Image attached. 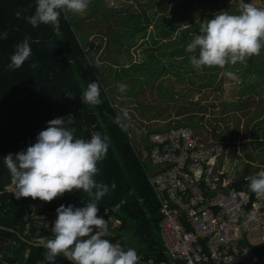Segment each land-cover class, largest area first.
Segmentation results:
<instances>
[{"label": "trees", "instance_id": "obj_1", "mask_svg": "<svg viewBox=\"0 0 264 264\" xmlns=\"http://www.w3.org/2000/svg\"><path fill=\"white\" fill-rule=\"evenodd\" d=\"M169 1L148 0L140 12L123 17L121 14L117 19L109 21V24H101L99 16L92 15L93 10L98 8L97 0H92V9L88 10L86 16L79 14L69 16L68 12L61 11L58 27L43 23L33 27L24 17L34 14L36 0H0V34L7 33L6 39L0 35V161L9 153L16 154L26 150L27 146L35 142L38 133L48 126L47 121L57 117L72 118L71 121H66V127L75 129L76 138L88 140L94 131L109 137L106 157L98 162L99 173L94 178L97 182L109 186L114 182L116 187L114 190L110 188L109 193L98 202V208L99 215L107 210L104 213L106 217L109 215L118 217L121 223L116 228H112L110 230L112 235L106 238L110 241L119 238L120 245L134 248L143 260L151 259L154 264H158L161 260L166 261L167 264L172 263L159 233L161 218L159 202L148 181L149 170L144 163L145 154L142 155L135 146L126 116L119 113L118 107L111 100L112 96L105 89L104 82L107 77L94 66L93 56H90L86 49L85 32L89 27L96 26V33H100L104 40L116 46H113V51L116 50L121 54L122 50L135 43V34L146 27L145 24L150 17L146 12L147 8L157 2ZM262 1L264 5V0ZM210 2L216 5L227 0H193L189 8H185L167 24L158 26L153 40L156 41L154 39L156 34L162 36L159 46L148 47L143 61L131 67L130 71L122 66L117 70L119 75L126 71L140 75L141 77L136 80L137 87L144 83L154 84V75H159L166 66L164 61L158 58V54H162V51H165L169 57L168 67L191 64L190 56L193 54L187 52L186 47L194 36L199 34L202 20L211 18V12L208 10ZM246 3L247 0L244 1V4ZM195 8L203 11L197 19L190 14ZM240 8L241 5L236 8L230 7L229 13L239 14ZM17 10L22 13L20 19L15 16ZM89 16L94 17L95 20L92 18L88 23L81 22ZM186 17L189 18L186 23L190 25L182 30V37L179 40L178 37L171 38V32L178 28ZM122 24L131 28H124ZM26 36L30 38L31 56L20 68H8L15 46ZM105 49L110 50L109 46H105ZM174 53L182 55V59L176 61L173 57ZM246 62L238 70L241 88L237 98L223 102L225 110L237 109V105L242 106L245 99L241 98L244 94L264 90V57L260 56V59L250 57ZM109 70L113 71V68L110 67ZM246 71L251 72V76L242 79ZM196 74L198 76L196 79L187 77L189 84L182 87V92L172 90L162 83H157L156 86L160 95L174 102L173 111L181 116L176 120L175 126H188L194 130V134L199 135L197 130L205 127V123L202 122V116L194 118L190 109L200 101L188 99L186 93L192 91L193 86H197L198 91L199 87L211 84H215V88H220L222 78L219 76L220 72L213 70ZM92 81L99 83L102 101L95 106L88 105L82 100L83 91ZM65 90L71 92L73 97L65 95ZM135 90H132V93H135ZM140 107L144 108L142 104ZM198 109L203 111L205 108L202 106ZM261 112L264 113V101ZM118 117L123 120L125 127L116 122ZM165 128L164 126L148 127V131L144 134L145 138L141 141L143 142L141 147L148 148L146 138L149 132ZM253 131L257 136L256 130ZM235 136L234 131L228 129L225 134L214 132L213 138L210 139L223 140L225 144L230 143L235 146V142H230ZM226 152V155L232 158L235 150L231 148ZM247 173L245 170L241 174H234V185L237 188L250 190L248 185L251 177L247 178L246 176L249 175ZM10 184H12L11 174L6 166V169L0 172V264L3 262L41 264L46 249L41 243L32 239L36 236L51 239L52 225L38 226L32 221L29 233H26V221L23 219L25 210L34 207L38 213L55 211L61 204L74 205L69 198L78 200L80 207H83L91 198L82 190H75L66 192L51 202L30 197L16 199L13 195L15 190L10 191L7 188ZM56 264H72V262L61 255L57 257ZM175 264L184 263L179 261Z\"/></svg>", "mask_w": 264, "mask_h": 264}, {"label": "clouds", "instance_id": "obj_2", "mask_svg": "<svg viewBox=\"0 0 264 264\" xmlns=\"http://www.w3.org/2000/svg\"><path fill=\"white\" fill-rule=\"evenodd\" d=\"M89 4L90 0H36L34 14L24 19L33 27L41 23L58 27L61 11L78 15L85 13ZM21 15L17 10L16 18L20 19ZM0 35L7 38L6 32ZM29 39L26 36L15 46L8 68H20L31 56ZM262 48L264 7L248 3L241 5L239 14L219 11L211 18L203 19L199 34L187 44L186 51L193 53L190 63L199 70L245 63L248 58L259 55ZM225 74L239 80L232 72ZM127 87L121 83L118 90L124 92ZM65 95L73 97L67 90ZM82 100L91 106L102 103L97 81L88 83ZM116 122L126 126L119 117ZM47 125L26 150L4 157L15 186L13 195L16 199L30 197L51 202L66 192L82 190L91 199L83 207L61 204L56 208V218L51 224L53 237L40 241L46 249L41 264H56L61 255L72 264H140V256L134 248H125L106 238L110 235L108 223L99 215L98 202L110 188L116 187L114 182L109 186L94 178L99 173L98 162L106 157L109 137L94 131L88 140L76 138L75 129L66 127V120L60 117L47 121ZM248 187L252 192L264 195V170L250 178Z\"/></svg>", "mask_w": 264, "mask_h": 264}, {"label": "rangeland", "instance_id": "obj_3", "mask_svg": "<svg viewBox=\"0 0 264 264\" xmlns=\"http://www.w3.org/2000/svg\"><path fill=\"white\" fill-rule=\"evenodd\" d=\"M244 1L245 0H227L225 3L218 2L216 5L210 2L208 10L211 12L212 17L213 14L219 11L230 12V7L236 8L244 4ZM147 2L148 0H97L96 3H98V8L93 10L92 15H98L101 24H109V21L117 19L121 14H123V17L130 13L140 12L143 9L142 6H145ZM192 3L193 0H170L167 3L157 2L150 8H147L146 12L150 17L145 24L146 27L142 29L141 32L135 34V43L127 48V51L122 50L121 54L116 50L113 51L114 45L104 40L100 33H96V26L89 27L85 32L86 49L89 55L93 56L95 68L102 71L107 77L104 85L106 91L112 96L111 100L113 104L118 107L119 113H123V116L127 113L126 121L132 136V141L135 143V146L139 148L142 155H144L146 148L141 147V140L145 138L144 134H146L145 131H148V127L154 128V126H164L168 128L175 126L176 120L181 117L173 111L174 102L172 100H167L166 96L160 95L156 84L162 83L172 90H179L182 92V87L189 84L187 77L196 79L198 77L196 73L204 71L211 72L213 70L220 72L221 74H219V76L222 78L220 88H215V84H211L199 87L200 90L198 91L197 86H193L191 87L192 91L186 93L188 99L200 101L199 104L196 103L192 105L190 111L196 119L202 116V122L205 123V127L197 130L201 137L196 133L194 135L198 139L208 138L204 140L199 139L206 143L212 140L210 138H213L214 132L225 134L228 129L233 130L236 136L234 137L235 139L230 142H235V146H232L230 143L226 145L227 150L234 148L235 152L232 158L226 155L222 160L223 169L227 173L232 172L234 174H241L246 170L248 172L247 174H249L246 177H253L259 171L264 170V113L261 112L264 101V90L244 94L241 99H245V101L242 106L237 105V109L225 110L226 107L224 108L223 103L227 102L226 100L237 98V94L241 88V78H239V80H234L225 73L232 72L238 76L240 74L238 71L240 66L247 62H237L235 65L228 64L225 66L227 71H225V68L221 69L219 67H214V69H212L213 67H208L206 69L207 71L204 69L198 70L192 64L168 67L169 57L166 55L167 53L165 51H162V54H158V58L162 59L166 66L159 75H154V84L151 83L152 85H150L144 83L141 84L140 87H137L136 80L141 76L129 72L130 69H132L131 67H135L143 61L147 55L146 49L148 47L159 46L162 36L156 34L157 37L155 36L154 39L157 42L153 40L158 26L167 24L169 20L175 18L179 13L184 11L185 8H189ZM248 3L257 7H264L262 0H247L246 4ZM92 6V0H90L87 11L79 15L86 16L88 10L92 9ZM122 8L123 12H121ZM202 13L203 11L201 9L195 8L190 14L191 17L197 19ZM68 14L69 16L74 15L71 12H68ZM85 18V21L81 22L88 23L92 18L95 20L94 17L90 16ZM188 19L189 18L186 17L183 23L171 32V38L178 37L177 40H179L182 37V30L190 25L186 23ZM123 27L128 29L131 28L129 25H123ZM105 46H109L110 50H106ZM95 50L97 51L95 52ZM260 56L264 57V48L261 49L259 55H254L252 57L260 59ZM173 57L176 61L182 59V55L177 53H174ZM122 66L129 71L125 73L120 71V73L124 74L119 75L117 70H120ZM110 67L113 68V71L109 70ZM250 76L251 72L246 71L243 73L242 79ZM121 83L128 86L127 90L124 92L118 90V85ZM132 90H135V93H132ZM183 98H185V95ZM140 104L143 105V109L140 107ZM202 106H204L205 109L200 111L198 108ZM257 114L259 115L257 116ZM64 119L66 121L72 120L70 117ZM253 130H256L257 136L254 134ZM258 142L259 144H256ZM144 163L149 171L154 169L148 157H145ZM0 164H2V167H0L1 172L6 169V164L4 160H1ZM7 188L10 191L15 190L13 184L8 185ZM31 209L36 212L34 207ZM258 234V230L250 231L251 236H256Z\"/></svg>", "mask_w": 264, "mask_h": 264}, {"label": "built area", "instance_id": "obj_4", "mask_svg": "<svg viewBox=\"0 0 264 264\" xmlns=\"http://www.w3.org/2000/svg\"><path fill=\"white\" fill-rule=\"evenodd\" d=\"M146 142L144 154L154 166L147 171L148 181L159 202V233L171 263L264 264V195L234 185V173L221 163L225 142L204 143L184 125L151 131ZM69 201L81 206L78 200ZM31 208L23 215L26 233L32 221L46 227L54 222L56 210L38 213ZM104 211L100 215L108 227L120 225L118 217H106ZM255 230L259 234L251 236ZM41 238L32 240L40 243ZM140 264L154 262L140 256Z\"/></svg>", "mask_w": 264, "mask_h": 264}, {"label": "crops", "instance_id": "obj_5", "mask_svg": "<svg viewBox=\"0 0 264 264\" xmlns=\"http://www.w3.org/2000/svg\"><path fill=\"white\" fill-rule=\"evenodd\" d=\"M141 141H142V140H141ZM142 143H143V142H141V145H142ZM0 167H2V164H0ZM108 228H109L110 235H112L110 230H111L112 228H116V227H108ZM107 237H109V236H107Z\"/></svg>", "mask_w": 264, "mask_h": 264}]
</instances>
